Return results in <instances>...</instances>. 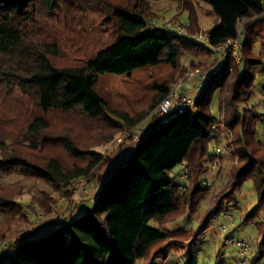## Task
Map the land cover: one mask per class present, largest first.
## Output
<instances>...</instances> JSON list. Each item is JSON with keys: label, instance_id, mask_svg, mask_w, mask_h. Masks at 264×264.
Masks as SVG:
<instances>
[{"label": "trees", "instance_id": "obj_1", "mask_svg": "<svg viewBox=\"0 0 264 264\" xmlns=\"http://www.w3.org/2000/svg\"><path fill=\"white\" fill-rule=\"evenodd\" d=\"M78 1L0 0V89L15 96L20 115H24L19 129L14 128V121L0 122V175L16 173L42 182L58 194L78 178L87 177L90 183L93 171L112 161L96 147L83 148L69 133H49L52 114L95 123L85 134L98 131L106 145L120 130L140 125L139 141L96 191L91 207L79 217L65 220L49 237L30 235L52 225L50 221L14 240L7 249L14 251L9 264H155L156 260L164 263L169 250L192 248L201 231L193 235L185 229L186 222L173 229L165 226L195 211L208 190L202 177L221 158L220 136L227 132L232 134L237 161L200 225L206 229L211 220L226 214L233 207L234 194L250 181L256 206L241 224L252 223L258 232L257 251L249 257L250 264H258L264 255V142L257 137V123L264 124L262 113L250 99L257 72L264 77L263 6L253 0H199L219 19L203 44L146 31V21H164L151 0H86L112 41L82 64L59 63L61 52L49 33L51 26L79 27V34L85 37L82 43L88 37L87 19ZM169 1L179 2L188 12L186 30L199 32L191 6L196 0ZM239 21L244 23L238 60L228 52L218 63L212 48L234 39ZM173 23L177 22L160 24ZM162 66L172 73L148 84L152 94L141 110L129 113L114 108L96 89L101 75L129 77L135 71ZM195 70L206 71L208 79L194 105L166 123L150 117L172 87ZM191 92L187 94L195 96ZM217 114H222V121H217ZM209 144L215 148L207 155ZM53 147L62 151L66 163L49 156ZM178 165H185L188 174L181 183L178 173L176 184L169 173ZM19 196L20 192L0 185V215L5 225L28 223L31 213L54 212L55 199L47 194L29 202L27 212L19 206ZM1 230L0 242L8 238ZM188 255L187 264H193L190 249Z\"/></svg>", "mask_w": 264, "mask_h": 264}, {"label": "rangeland", "instance_id": "obj_2", "mask_svg": "<svg viewBox=\"0 0 264 264\" xmlns=\"http://www.w3.org/2000/svg\"><path fill=\"white\" fill-rule=\"evenodd\" d=\"M151 1L155 13L160 16V18L161 16L163 17L164 21L159 20V23L168 21L172 23L176 21L182 26H185L188 23L189 14L186 10L181 8L179 2L169 0ZM78 5L82 8L83 14L87 19L88 26L86 25L85 28L88 37H86L87 40L85 42H81V39L84 36L79 34V27L74 26L72 29L69 27V30L64 26H51L49 28V33L54 36V40H56L60 48L61 56L59 57V63L66 62L68 64H82L86 57L91 56L95 51L112 41L110 35L104 34L107 28L103 26L97 11L93 10L86 0L78 1ZM191 6L197 17L199 32L207 35V32L210 29L219 25V19L212 13L210 6L206 2L196 0ZM77 50H79V52ZM184 63H186V61H184ZM171 73L172 71L167 67L162 66L148 71H135L129 77L122 75H101L96 89L107 101L110 102L112 107L132 113V110L134 109L135 111H138L146 107L145 102L152 94L151 91H149L148 84L153 82L154 79L162 80L164 78H169ZM261 74V72H257L256 74L255 83L252 89V97L250 99V104L256 105L260 113H262L259 105L260 91L261 87L264 86V77ZM19 108L15 96L7 95L4 89H0V122L14 121V128L19 129L23 125L22 120L24 117V115H20ZM216 110L217 106L214 108V111ZM19 116L22 117L20 118ZM50 116L52 127L49 130V133H69L72 137H75L80 141L83 148L96 147L105 155L109 154V156L114 158L122 146L134 145V142L128 140L125 141L124 145L120 147L116 146L109 152L107 149L111 143L106 145V143L102 142L103 139L100 138V133L98 131L92 130L90 136L85 134L86 129L89 131V128L93 129L96 127L95 123H91L85 119L81 120L78 116L61 114H52ZM67 122H69L70 127H66L65 124H68ZM137 128H141V126H137L135 128L136 131ZM122 132L124 131L120 130L115 139L118 138ZM257 137L264 142V125L259 122L257 123ZM220 138L219 149L223 148V151L224 149H229L224 153L223 157L221 156L217 161H214L213 169L202 177L205 184L208 185V190L204 197L198 201L196 209L191 216L188 214L179 221L171 222L165 226L166 228L173 229L180 225L184 226L186 222L185 229L190 231L193 235L200 231L202 232L198 235V241L192 246V248H189V246L186 245L184 249L169 250L168 257L164 263L163 260H156L155 264H187L189 249L191 251L193 264H219L220 258L224 257L226 261H229V258L232 256L233 253L231 248L224 246L219 239L220 227L223 225L222 217L211 220L206 229H202L200 225V223L205 220L207 210L213 203L216 195L223 189L231 168L237 161L233 144L231 142L232 134L227 132L225 135H221ZM214 148L215 146L213 144H209L207 155L212 154ZM48 152L49 156L52 155L59 157L61 161L66 163L67 158L58 147L50 148ZM78 164H82L81 161L78 162ZM112 167V163L109 162L108 164L98 166L93 171L89 177L90 183L88 184L85 193H82L75 198L73 212L77 206V198L80 196H86L87 194L93 195L110 175ZM181 168L182 166L178 165L169 173L170 178L176 184H179L177 174ZM0 185L13 193L20 192L18 204L24 212H27V204L40 198L42 193L53 197L55 199V204L57 201L64 204L63 207L54 209V213L60 214L67 207L66 202L61 199L64 190L61 189L60 193L54 194L52 189L42 182L33 179H24L16 173L0 175ZM233 202V207H230L226 213L232 218V226L229 229V234L237 239L245 240L250 247V253H254L258 248V232L252 223L241 224L243 218L251 214L256 206V195L250 181L242 183L239 190L234 194ZM92 205L93 204L91 203L87 208ZM82 212L83 211H81V213ZM31 225V220L28 223L15 221L12 224L5 225L3 220H1L0 215V229L6 233V237H8L7 239L10 240L9 244L17 238L27 236ZM56 229L57 226L45 225L38 231H35L30 237L32 236V238H35L37 235H42L43 238L49 237L56 231ZM218 254L219 256H217ZM136 264H141V262H137ZM258 264H264V255Z\"/></svg>", "mask_w": 264, "mask_h": 264}, {"label": "built area", "instance_id": "obj_3", "mask_svg": "<svg viewBox=\"0 0 264 264\" xmlns=\"http://www.w3.org/2000/svg\"><path fill=\"white\" fill-rule=\"evenodd\" d=\"M261 4L264 8V0H253ZM264 14V9H263ZM244 21L237 23L236 37L219 46L213 47L214 56L217 58V62H221L225 59L228 52H233L235 59L238 60V50L240 48L239 38L241 36V27ZM145 30L154 33H162L165 36H181L186 40H190L197 43L207 44L208 36L202 32L189 33L186 28L178 23L173 24H160L159 22L152 23L146 21ZM208 73L206 71H190L187 76L178 81L170 90L167 96H165L157 106L151 111L150 117L155 118L157 121L166 123L170 117L175 114H179L185 111L187 108L194 105L198 94L204 91L207 84ZM193 91L195 96L188 95L187 92ZM197 93V94H196ZM260 106L262 110L261 121L264 124V88L261 91ZM217 121H222V114H217ZM214 126H212V129ZM130 138L132 142L137 143L139 136L135 128H130L120 133L109 146L108 151H112L117 145L121 144L124 140ZM230 143V142H229ZM188 170L186 166H182L179 171L180 182H184L187 178ZM88 178L81 177L69 183L68 186L62 188L64 194L61 199L66 202V209L60 213H51L49 215H37L35 213L30 214V220L32 225L29 231H33L46 222H51L54 226H61L64 221L74 219L73 207L75 198L85 193L88 186ZM205 184V182L203 183ZM219 217L227 220L226 224L221 226L219 232V239L224 246H228L232 250V260H222L219 264H250V247L243 239H237L229 234V229L232 226V218L227 214H220ZM9 239L0 242V264H9L11 257L14 255L13 249L7 250L9 245ZM7 250V252H5Z\"/></svg>", "mask_w": 264, "mask_h": 264}, {"label": "crops", "instance_id": "obj_4", "mask_svg": "<svg viewBox=\"0 0 264 264\" xmlns=\"http://www.w3.org/2000/svg\"><path fill=\"white\" fill-rule=\"evenodd\" d=\"M189 93L191 94L192 92L189 91ZM126 145H128V144H126ZM132 148H133L132 146H122L121 147L119 152H117L115 157L110 162V163H112V166H113L112 167V171L114 170V168L118 164L123 162L128 157V155L130 154ZM218 156H222V157L224 156L223 149H219L218 148ZM213 167L214 166H212L211 169H213ZM112 171H111V173H112ZM95 193H96V191H95ZM95 193L93 195L87 194L86 196H80V197L77 198V206L74 209V218L75 217H79L80 215H82L88 209L87 206H89L91 203L93 204ZM54 206H55L54 209H56V208L58 209V208L63 207L64 204L59 202V201H57ZM81 211H83V212L81 213ZM224 224H226V220L225 219H223V225ZM223 225H221V226H223ZM40 237H42V235H39V236L37 235L35 238H40ZM222 260H225V258L224 257L220 258L219 262L222 261ZM231 260H232V258L230 257L229 261H231Z\"/></svg>", "mask_w": 264, "mask_h": 264}]
</instances>
